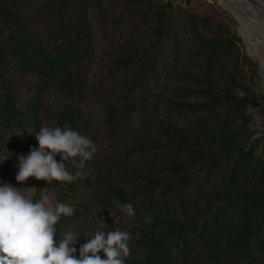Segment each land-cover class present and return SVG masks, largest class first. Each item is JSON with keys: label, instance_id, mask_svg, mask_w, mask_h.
<instances>
[{"label": "trees", "instance_id": "obj_1", "mask_svg": "<svg viewBox=\"0 0 264 264\" xmlns=\"http://www.w3.org/2000/svg\"><path fill=\"white\" fill-rule=\"evenodd\" d=\"M184 2L0 0V183L25 188L17 156L42 126L90 137L87 178L52 183L75 209L57 236L80 223L77 257L97 230L120 229L126 264H264L257 65L226 16Z\"/></svg>", "mask_w": 264, "mask_h": 264}, {"label": "clouds", "instance_id": "obj_2", "mask_svg": "<svg viewBox=\"0 0 264 264\" xmlns=\"http://www.w3.org/2000/svg\"><path fill=\"white\" fill-rule=\"evenodd\" d=\"M39 147L30 149L27 156L19 155L15 179L23 185L28 179L72 183L87 178L86 162L96 153L93 141L68 125L64 127L42 126L35 135ZM7 152L3 161L10 158ZM59 156V162L56 157ZM73 166L75 173L69 171ZM0 183V264H126L130 255L132 234L126 230H97L79 247L74 245L79 234L68 230L57 239L56 225L61 217L74 214V207L54 202L41 192L35 202L31 190ZM127 217L136 216L131 203L119 206ZM145 223H150L145 218ZM103 253L104 258L99 255Z\"/></svg>", "mask_w": 264, "mask_h": 264}, {"label": "rangeland", "instance_id": "obj_3", "mask_svg": "<svg viewBox=\"0 0 264 264\" xmlns=\"http://www.w3.org/2000/svg\"><path fill=\"white\" fill-rule=\"evenodd\" d=\"M182 1V4L185 5L184 0H180ZM192 6L191 8H195L198 10H209V9H214L218 12V14H220L221 17L225 18V16L227 17V23L229 24V26L232 29V32L238 37L237 35V26L236 24L232 21V19L229 17V15L227 13H225L224 11H222L215 3L213 0H192ZM251 2L256 3L260 8L264 9V4H261L259 2L253 1L251 0ZM240 38V37H238ZM241 39V47L243 49V51L245 52L246 56L248 54V56L251 58H248L257 65V75L259 76L258 79L255 80V82H252V90L256 93V95L264 97V76L261 75V70L259 68V64L257 62L254 61V59H252V57L249 55V53L247 52L244 43H243V39ZM245 72L244 74L247 76L248 80L251 77L252 74V66H248V65H244L243 66ZM248 82V81H247ZM250 82V81H249ZM248 82V83H249ZM263 104H264V100H263ZM249 115L252 116V129L255 132V136L254 137H264V114L263 112L258 108H251L248 112ZM4 168H3V163H0V177L3 174ZM25 188H35L33 190H31V198L33 199V201L35 202L36 200H38L40 198L41 192L44 189H47L45 194L49 195L54 202H58L56 199V192L53 188V184H48L46 183H42V184H37L35 182H33L32 180H27L25 182ZM23 190V189H22ZM102 221H104V216H101ZM121 221L122 223H125V220H123V215L121 217ZM102 224L101 221H99V224ZM80 223H73L71 224L68 228H66L65 230L61 231V234L59 236H57V239L63 235L64 232L68 231V230H72L75 232H78L77 229H79V231L81 230V228H79ZM83 228L84 225H82ZM84 236H90L89 234H85Z\"/></svg>", "mask_w": 264, "mask_h": 264}, {"label": "bare ground", "instance_id": "obj_4", "mask_svg": "<svg viewBox=\"0 0 264 264\" xmlns=\"http://www.w3.org/2000/svg\"><path fill=\"white\" fill-rule=\"evenodd\" d=\"M253 1L264 4V0ZM230 2L264 28V9L251 0H230ZM230 18L238 28L237 35L243 39L247 52L259 64L261 75L264 76V39L255 34L237 15L230 14Z\"/></svg>", "mask_w": 264, "mask_h": 264}, {"label": "water", "instance_id": "obj_5", "mask_svg": "<svg viewBox=\"0 0 264 264\" xmlns=\"http://www.w3.org/2000/svg\"><path fill=\"white\" fill-rule=\"evenodd\" d=\"M213 1L222 11L227 13L229 17L230 14H234L240 17L255 34H257L258 36L264 39V28L261 25H259L256 21H254L252 18L247 16L244 12H242V10L237 8L232 2H230V0H213Z\"/></svg>", "mask_w": 264, "mask_h": 264}]
</instances>
